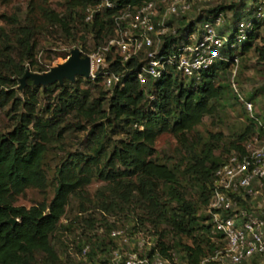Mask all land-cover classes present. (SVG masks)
Segmentation results:
<instances>
[{
  "label": "trees",
  "instance_id": "16d2710c",
  "mask_svg": "<svg viewBox=\"0 0 264 264\" xmlns=\"http://www.w3.org/2000/svg\"><path fill=\"white\" fill-rule=\"evenodd\" d=\"M244 2L241 6H244ZM253 2L258 5L259 0ZM94 3L95 0H69L67 5L71 12L67 20L51 10L46 11L45 19L52 25H58L67 37H70L76 26L80 25L82 31L92 35L95 48L112 35L113 27L109 19L110 12H105L103 16L94 15L89 23L84 21L85 9ZM257 5H253L254 13ZM80 8L83 15L75 11ZM234 8L235 5L217 6L207 11L206 14H222L224 23L220 30L221 34L225 35L229 25L234 31L236 23L242 20L239 18L238 7L232 23L227 24V20L224 19L227 18L225 12ZM200 22L202 17H196L194 23ZM180 25L184 27L180 30L191 31L193 28L191 22L181 21ZM262 30L264 31V19L256 21L246 41L239 46L237 57L250 51L254 42L259 40L261 46L255 47L254 51L259 59L264 61V37L260 35ZM31 35L30 29H23L20 42L24 49V58L35 66L33 54L35 46L30 42ZM228 37L232 39L233 32ZM79 39L84 41L83 36ZM68 56L66 54L63 59ZM136 67V63H127L126 67H123L118 59L112 65L110 70L116 74L122 73L125 69L128 71L122 76V86L104 88L100 84L102 82L100 75H97L93 81L76 77L73 83L64 80L62 85L55 83L45 88L41 87L43 94L51 93L54 88L60 89L56 112L65 114L75 111L85 119L86 125H90L88 137L96 147L93 156L79 155L75 162L62 163L56 170L52 200L49 203L43 200L29 208L15 206V203L28 189H36L45 194L48 180L43 168L44 158L47 145L54 137L55 126L37 119L38 86L30 79L25 80V90L21 97H17L13 89L0 88V110L11 105L10 110L16 116L12 130L0 135V264H36L35 254L38 252L45 254L50 260H55L50 237L58 228L69 197L89 185L92 168L98 167L101 163L108 171L105 173L99 170L98 178L113 186L115 200L123 205L139 203L149 213H153L160 207L158 184L161 182L170 189L171 199L177 206L169 211L161 207L157 220H163L168 224L177 241H169L164 231L150 237L154 248H158L162 255L174 251L183 261L197 264L212 254L215 249L212 240L214 236L210 233V226L205 224L207 220L205 209L212 191L213 173L227 155L241 152L252 135L263 136V127L253 129L255 122L250 119V126L229 144L225 149L227 154L223 158L213 155L214 147L205 145L200 153L192 149L193 156L186 172L201 184L200 197L204 214L197 216V203L185 200L174 187L177 184L175 171L153 160L154 143L164 132L171 133L181 143L186 142V135L201 123L204 116L214 112L212 102L218 100L224 92V87L217 86L216 82L226 73L230 67L229 63H217L202 73L198 83L187 82L174 73H168L156 81L148 80L144 87H141L136 79ZM17 72L21 78L25 74L22 66ZM10 81L8 77L0 76V87L9 85ZM82 82L99 87V97L90 101L89 89H80ZM104 102L107 109L103 108ZM115 124L122 130L123 139L104 146L107 128H113ZM86 125H81L80 130L86 131ZM35 136L37 140L33 142L32 138ZM112 206L114 202L104 209H112ZM10 218L17 220L13 228L5 223ZM137 226H133L130 231L137 233L138 230L135 229ZM110 230L109 228L108 231ZM107 236L106 245L101 243L94 248L100 254L111 252L117 246L110 232ZM182 238L190 239L191 244H183ZM107 245H111L109 249L104 248ZM81 250L82 248L79 252ZM97 252L91 249L86 257L88 261L84 264L104 263L97 257Z\"/></svg>",
  "mask_w": 264,
  "mask_h": 264
},
{
  "label": "rangeland",
  "instance_id": "374dc122",
  "mask_svg": "<svg viewBox=\"0 0 264 264\" xmlns=\"http://www.w3.org/2000/svg\"><path fill=\"white\" fill-rule=\"evenodd\" d=\"M69 0H0V76L8 77L9 85L3 86L5 90L13 89L17 97H21L25 90L21 87V76L18 69L23 67L24 72L42 74L51 68L63 63V57L74 48L88 53L94 48L92 35L82 31L80 25L76 26L70 37H67L58 25H52L46 21L47 10L53 11L59 17L67 20L71 12L67 3ZM212 0L209 3L194 2L187 19L194 20L201 13L217 7H229L235 5L233 10L225 12L227 24L232 23L234 12L239 7V18L248 20L254 18L253 0ZM83 15V10H75ZM199 27V24L197 23ZM228 26V25H227ZM28 28L32 35L30 42L34 43V61L32 66L24 58V49L21 44L22 30ZM233 29L229 25L225 36L232 34ZM264 37V31L260 34ZM75 36V40L73 38ZM83 36L84 41L79 37ZM261 41L254 42L253 48L244 55L238 57L237 68L229 67L225 74L221 75L216 85L223 86L222 96L212 102L214 112L202 118L201 123L186 135L185 143L178 141L171 133H161L155 140L153 160L158 164L168 166L175 171L177 184L175 189L180 192L185 200L197 203V216L203 215L201 204L200 182L190 176L186 169L191 162L192 149L200 153L205 145L214 147L213 155L218 158L226 156L225 149L243 134L251 124L255 127H264V61L260 60L254 51L260 47ZM10 86V87H9ZM102 86V85H101ZM8 87V88H7ZM104 87V86H103ZM106 88V87H104ZM80 89H89V100L99 97V87H93L90 83L82 82ZM38 106L36 117L45 124L55 126L54 137L47 145L44 158V171L48 180L45 194L36 189H28L17 198L15 206L29 208L45 200L49 203L54 196L56 170L64 162H75L77 156H93L96 144L88 137L90 125H86L85 119L75 111L65 114L57 111L59 102V88H54L51 93L43 94L38 87ZM245 103H251L252 110H247ZM11 105L0 110V135L12 130L16 122V116L10 110ZM103 108L107 109L106 102ZM81 125H86L87 130H80ZM115 133H114V132ZM117 131V132H116ZM249 133L247 138L251 135ZM256 133V132H255ZM58 134V136H56ZM123 139L122 130L118 125L107 128L104 146L112 145ZM36 136L32 141H36ZM99 170L107 173L108 169L101 163L92 168V178L86 187L69 197L65 213L61 218L56 232L50 237V245L55 253V260H50L45 254H35L36 264H84L88 259L82 256L80 248L89 245V251L98 244H107L108 232L113 230H125L130 233L133 226L144 237H151L155 233L164 231L169 241H177L171 233L166 222L158 221L157 214L161 207L166 211L174 209L177 205L171 199L172 193L167 185L158 184V196L160 207L153 213H149L139 203L123 205L117 202L113 193V186L98 178ZM170 191V192H169ZM135 200V197L132 199ZM114 202L112 209H104ZM111 229L108 231V229ZM182 243L190 245L191 240L182 238ZM107 245L104 248H110ZM102 248V247H101ZM100 254L101 260L110 255Z\"/></svg>",
  "mask_w": 264,
  "mask_h": 264
},
{
  "label": "built area",
  "instance_id": "2783aa9c",
  "mask_svg": "<svg viewBox=\"0 0 264 264\" xmlns=\"http://www.w3.org/2000/svg\"><path fill=\"white\" fill-rule=\"evenodd\" d=\"M84 11L89 23L94 15L110 12L112 35L88 53L90 80L100 75L106 88L122 86V76L110 70L118 59L123 67L136 63V79L141 87L168 73L198 83L201 75L217 63L238 66V48L252 32L256 21L264 19V0H259L254 18L239 20L230 39L220 33L223 16L201 12L202 22L187 16L194 2L212 0H95ZM197 16V17H198ZM181 21L193 23L184 28ZM130 70V69H129ZM252 110L251 103H245ZM264 131V127H263ZM209 202L205 209L215 249L197 264H264V134H254L239 153L227 155L213 173ZM117 244L104 263L94 264H191L174 251L162 255L150 237L125 230L110 234ZM89 245L81 250L85 258Z\"/></svg>",
  "mask_w": 264,
  "mask_h": 264
},
{
  "label": "water",
  "instance_id": "95a60500",
  "mask_svg": "<svg viewBox=\"0 0 264 264\" xmlns=\"http://www.w3.org/2000/svg\"><path fill=\"white\" fill-rule=\"evenodd\" d=\"M89 71V57L82 55L78 48H74L70 51L69 56L63 63L51 68L45 73L37 74L26 71L20 80L21 87L19 89L21 90L24 86L26 79H30L35 86L45 88L55 83L62 85L64 80L73 83L76 77L88 79ZM5 223L13 228L17 223V220L10 218Z\"/></svg>",
  "mask_w": 264,
  "mask_h": 264
}]
</instances>
